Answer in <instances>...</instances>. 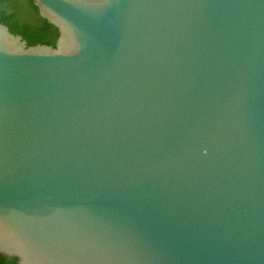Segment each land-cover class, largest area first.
<instances>
[{
  "label": "water",
  "instance_id": "95a60500",
  "mask_svg": "<svg viewBox=\"0 0 264 264\" xmlns=\"http://www.w3.org/2000/svg\"><path fill=\"white\" fill-rule=\"evenodd\" d=\"M0 23V254L264 264V0H34Z\"/></svg>",
  "mask_w": 264,
  "mask_h": 264
},
{
  "label": "trees",
  "instance_id": "16d2710c",
  "mask_svg": "<svg viewBox=\"0 0 264 264\" xmlns=\"http://www.w3.org/2000/svg\"><path fill=\"white\" fill-rule=\"evenodd\" d=\"M0 23L22 35L29 46H55L58 38L57 29L40 17L34 0H0ZM0 264H17V260L0 254Z\"/></svg>",
  "mask_w": 264,
  "mask_h": 264
}]
</instances>
